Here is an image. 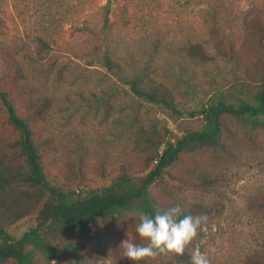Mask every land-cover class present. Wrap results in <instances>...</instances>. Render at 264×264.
<instances>
[{
  "label": "rangeland",
  "instance_id": "374dc122",
  "mask_svg": "<svg viewBox=\"0 0 264 264\" xmlns=\"http://www.w3.org/2000/svg\"><path fill=\"white\" fill-rule=\"evenodd\" d=\"M189 40L205 43L215 58L190 59L182 50ZM216 44L226 51L231 46L233 57L222 55ZM106 47L126 76L147 66L152 83L165 87L183 114L170 116L137 97L101 63ZM263 75L264 0H0V88L22 115L44 107L43 117L33 120L36 137L48 145L42 161L71 196L108 186L123 172L137 177L152 167L149 153L134 147L137 125L159 135L168 130L172 137L200 129L203 119L188 112L219 92L235 103L237 96L255 92ZM225 124L222 142L229 155L218 150L184 155L170 174L190 177L192 184L165 175L151 191L181 210L193 203L217 209L187 253L199 247L210 264H264V129L250 135L246 125L229 117ZM17 138L0 102V175L28 170L13 145ZM197 167L212 182L200 181ZM55 204L43 188L0 187V226L18 237L39 225L46 237L80 246L90 264H131L121 241L144 243L135 232L138 212L99 217L82 232L53 221L45 208ZM35 260L75 264L67 253L49 262L36 252Z\"/></svg>",
  "mask_w": 264,
  "mask_h": 264
},
{
  "label": "trees",
  "instance_id": "16d2710c",
  "mask_svg": "<svg viewBox=\"0 0 264 264\" xmlns=\"http://www.w3.org/2000/svg\"><path fill=\"white\" fill-rule=\"evenodd\" d=\"M103 25L104 28L109 27L108 9ZM204 44L199 40H189L182 50L192 60L208 62L215 56L207 53ZM215 46L222 55L231 54L230 57H233L234 49L231 46L228 51L218 44ZM101 63L112 74L123 79L137 97L159 106L170 116L180 117L183 114L182 110L177 108L167 89L152 83L147 66L143 71L126 76L123 64L114 57V51L109 47L104 49ZM236 100L235 103L229 102L224 94L219 92L201 109L187 113L189 117L202 118V128L185 129L180 136L172 137L168 130L159 135L153 129L137 125L134 147L139 151L146 150L149 153L148 161L152 162V167L145 174L137 177L123 172L115 182L108 186L71 196L69 191L63 190L50 178L42 161L43 152L48 145L47 142L36 137L33 120L43 117L44 107L22 115L19 113L15 99L9 95L7 90L0 88V102L6 112V121L18 133V138L13 145L18 156L24 158L28 165V170L25 172L16 171L0 175V187L27 185L31 188L45 189L56 200L53 207L45 208L53 213V221H65L82 232L88 223L99 217H115L125 211L151 214L157 209H167L173 205L159 201L152 193L151 187L165 175H169L172 180L192 184L190 177L170 174V168L176 166L184 155L200 153L204 150H218V154L229 155L227 145L222 142L223 131L226 129L225 118L229 117L239 124L246 125L250 135L256 130L264 129V75L255 92L250 95L245 94V97L237 96ZM130 126H135L133 120ZM227 131L231 132V129ZM197 176L200 181L212 182L210 181L211 174L200 168L198 170V167ZM215 210L217 209L214 207L193 203L188 208L182 209V213L207 217L215 213ZM0 238V264L9 259L15 264H37L36 252L49 262L67 253L73 257L75 264H90L81 254L80 246L73 242L62 245L53 236L46 237L39 225L24 231L18 237L0 226ZM156 258L159 259L160 264H191V254L186 251L182 256L160 254ZM251 264H261V262L252 260Z\"/></svg>",
  "mask_w": 264,
  "mask_h": 264
},
{
  "label": "clouds",
  "instance_id": "9594fccd",
  "mask_svg": "<svg viewBox=\"0 0 264 264\" xmlns=\"http://www.w3.org/2000/svg\"><path fill=\"white\" fill-rule=\"evenodd\" d=\"M204 215L183 214L179 205L157 209L154 213L139 214L135 232L144 243L124 239L120 245L123 257L131 264L155 259L160 254L182 256L206 222ZM191 264H210L207 254L199 247L192 250Z\"/></svg>",
  "mask_w": 264,
  "mask_h": 264
}]
</instances>
